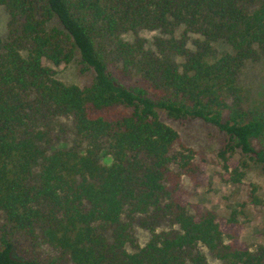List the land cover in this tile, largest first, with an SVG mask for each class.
<instances>
[{
	"label": "trees",
	"instance_id": "1",
	"mask_svg": "<svg viewBox=\"0 0 264 264\" xmlns=\"http://www.w3.org/2000/svg\"><path fill=\"white\" fill-rule=\"evenodd\" d=\"M0 2V264H208L205 250L264 264L236 212L191 211L185 179L203 185L207 159L179 149L162 117L219 130L225 182L250 162L264 171V108L242 82L264 57V0ZM141 30L168 37L124 38ZM76 60L95 74L84 87L53 67ZM135 226L151 233L145 246Z\"/></svg>",
	"mask_w": 264,
	"mask_h": 264
},
{
	"label": "rangeland",
	"instance_id": "2",
	"mask_svg": "<svg viewBox=\"0 0 264 264\" xmlns=\"http://www.w3.org/2000/svg\"><path fill=\"white\" fill-rule=\"evenodd\" d=\"M9 14L0 2V35L6 37L8 33ZM184 27H178L177 35H180ZM168 37V34L160 30H141L137 34L128 32L124 38L134 41L137 37L146 41L147 47L153 48L156 38ZM195 38V36H192ZM219 54L231 52V47L224 42L215 44ZM49 65H52L48 63ZM56 76L66 84H75L84 87L90 84L94 78V71L82 72L79 62L76 60L69 64L53 66ZM242 82L246 88L252 91L253 103L264 108V57L255 61H248L243 74ZM165 121L175 128L181 137L179 149L189 148L200 159L205 157L207 164L204 172V183L193 189L188 179H185L187 188L192 192L185 195L191 211L209 209L218 212L221 216L229 217L237 213L239 226L238 234L241 242L251 250H256L264 245V171L261 166L250 162L249 168L243 170L244 176L240 184L227 183L223 180L225 171L218 165L217 151L221 146L223 135L219 130L200 119L176 121L162 114ZM70 145L68 137L57 139V145L63 147ZM235 161L241 160L240 155L235 156ZM136 238L139 246H145L150 240L151 233L135 226ZM131 251L134 248L129 247ZM208 264H224L214 258L205 250Z\"/></svg>",
	"mask_w": 264,
	"mask_h": 264
}]
</instances>
